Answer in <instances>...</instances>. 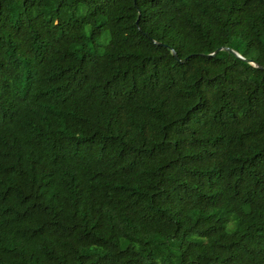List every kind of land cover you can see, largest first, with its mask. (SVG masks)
<instances>
[{"label":"trees","instance_id":"16d2710c","mask_svg":"<svg viewBox=\"0 0 264 264\" xmlns=\"http://www.w3.org/2000/svg\"><path fill=\"white\" fill-rule=\"evenodd\" d=\"M263 68L264 0H0V264H264Z\"/></svg>","mask_w":264,"mask_h":264},{"label":"water","instance_id":"95a60500","mask_svg":"<svg viewBox=\"0 0 264 264\" xmlns=\"http://www.w3.org/2000/svg\"><path fill=\"white\" fill-rule=\"evenodd\" d=\"M219 49H221V48H217L216 50H214V52H212V53L209 54V55H213V54H214L216 51H218ZM223 49L226 50V51H228V52L233 53V54H234L235 56H237L238 58L243 59L240 55H238L237 53L233 52L230 48H228V47H224ZM171 53H172L173 57L175 58V60H178V61H180V62H183V61H185V60L187 59V57H185V58L179 60L178 57H177V55L175 54L174 51L171 50ZM263 69H264V68H263Z\"/></svg>","mask_w":264,"mask_h":264}]
</instances>
